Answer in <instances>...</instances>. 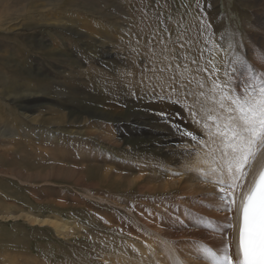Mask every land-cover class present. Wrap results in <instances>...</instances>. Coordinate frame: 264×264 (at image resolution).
Masks as SVG:
<instances>
[{"label":"rangeland","instance_id":"obj_1","mask_svg":"<svg viewBox=\"0 0 264 264\" xmlns=\"http://www.w3.org/2000/svg\"><path fill=\"white\" fill-rule=\"evenodd\" d=\"M62 1L0 0L15 27L7 36L0 31V170L23 180L0 176V214H15L0 220V259L6 257L0 264H108L104 256L132 250L130 234L115 228L133 230V216L92 200L86 190L126 200L128 207L137 202L135 185L126 191L113 184L108 191L105 179L117 171L136 174L141 165L162 167L171 157L170 129L148 119L153 102L161 100L154 93H167L154 87L174 67L179 89L185 73L190 93L211 95V78L203 71L212 52L210 34L239 45L244 22L252 19L241 0ZM57 2V12L79 14L73 29L40 24L36 10ZM28 10L39 18L23 25L36 28L18 25ZM184 50L191 60L180 56ZM187 102L192 105L193 97ZM35 115L41 121L35 123ZM94 125L115 141L91 133ZM100 212L111 217L109 225H102ZM25 214L59 216L76 222L75 229L63 236Z\"/></svg>","mask_w":264,"mask_h":264},{"label":"snow or ice","instance_id":"obj_2","mask_svg":"<svg viewBox=\"0 0 264 264\" xmlns=\"http://www.w3.org/2000/svg\"><path fill=\"white\" fill-rule=\"evenodd\" d=\"M214 48L203 70L211 78V95L186 92L193 97V104L184 107L199 131L170 123L198 146L188 150L200 157L199 166L192 170L216 189L192 197V201L224 213L223 220H218L187 210L194 217L192 226L211 233L215 241L190 239L186 242L188 252L206 264H264V47L248 46L243 40L236 45L229 40L226 46L215 43ZM199 87L203 89V83ZM158 115L169 122L167 112ZM178 222L187 226L183 220ZM163 243L169 264H184L175 247L178 242Z\"/></svg>","mask_w":264,"mask_h":264},{"label":"bare ground","instance_id":"obj_3","mask_svg":"<svg viewBox=\"0 0 264 264\" xmlns=\"http://www.w3.org/2000/svg\"><path fill=\"white\" fill-rule=\"evenodd\" d=\"M241 1L240 3H244L243 5L250 7L251 13H249V16H251L252 18L250 21L244 22L245 32L241 35L243 43L248 46L264 47V0H243L244 2ZM62 3H64L62 5L64 6L66 5L65 4L66 2H64V0L62 1ZM2 5L3 4H1V6ZM4 5L2 7L0 6V31L4 33L5 36H7L8 33H10V31L13 32V29L15 27L11 25L12 22L11 19L7 21L9 19V13H7L6 10L4 9ZM59 5H60L59 2H57V4L56 3L51 4V8H49L48 10H36L37 13H40L41 20H44L41 21L40 24L51 25L55 27H63L64 29H67L66 28L67 25L69 27L68 30L73 29L71 24L75 22L76 18L80 17L78 16L79 14H76L75 16H73V14L69 15L71 13L61 14V11L60 12L56 11L57 9H59ZM30 13H31L30 10H28L22 18L23 21H20L19 24L17 23L23 29L34 28V27L36 28V26H39V25H23L26 22L28 23L31 22L32 18L33 19L39 18L38 15L35 14L31 15ZM12 20L14 21V19ZM66 22H68V24H63ZM86 24L88 25L87 22ZM14 25H16V23H14ZM86 27L88 29V26ZM81 29H83V27ZM226 36H223V40H221L222 36L220 37L219 34L217 33L210 34L212 52L209 55V60L212 58V55L215 52V48H214L215 43L217 42L224 43L226 46L229 40L233 42L232 38ZM100 42L103 43L102 41ZM190 55L191 53L189 51L184 50V52L180 56L185 57L186 60H191ZM178 59L179 58H177V60L175 61L177 62ZM175 65H177V63ZM187 67L188 66L186 64V67L182 68V70L183 71H185V69L189 70ZM173 68H169V69L173 70ZM170 71H169L170 74H168L169 77H166V80L164 82L159 83L154 87L155 89L158 87H160L161 89L162 87L164 88V90H167L166 91L167 93H165L164 95L165 97L166 96L167 97L164 100L154 101L152 113L148 115V119L151 121L154 127L157 125H163V126H167L171 131V133H169L170 139H168V141L173 145V147L170 148L171 157L169 158V160L168 161L166 160L164 166L162 167L159 166L146 167L145 165H141L138 167L136 174L134 173L130 174L129 172L128 174L125 172H124L125 174H123L121 172L122 174L119 175L117 171V174L119 176L116 174L115 177H108L105 179V181L107 182L105 183L107 184L106 190L108 191L109 189L112 188L113 184L120 185V187L124 188L125 190L128 187L135 185V188L137 189L136 190L137 202H134L131 205V207H128L126 205V200L124 202H121L118 199H114L112 196H106L100 194L97 195L92 191L91 189L92 187L90 188L88 186L89 188L88 190H86L88 197H90L92 200L95 199L100 203L111 204L112 206L119 207L121 209L124 208L136 220L135 225L132 226L133 230L124 228L120 224H118L117 227L115 228L121 233L126 232L127 234L128 233L130 234V237L132 238L131 241L133 242V243L131 242V244L133 245L132 246L133 249L131 250L124 248L125 250L122 251V253H120L116 258H113L112 254L111 257L110 256L108 257V255L107 257L104 256L108 264H169V261L165 255V245L163 243L165 241L178 242L175 245V247L180 250L178 255L179 258L184 261V264H206L205 260L193 259L191 255H189L188 252L189 245L186 242L190 239L206 240L209 241V243H215V241L212 240L211 233H206L203 230L197 229L192 226V223L190 222L194 220V217L188 214L187 210H191L192 212H196V213H201L203 216L213 217L218 220H223L224 218V213L208 210L207 208L201 207L199 204L194 203L191 199L192 197H200L203 193L213 192L216 189L212 184L205 183L204 181L199 179L198 174L192 170L194 167L199 166L198 161L200 157L197 156L196 152H189L188 150L198 146L190 139L182 137L180 133L176 131L175 128L170 126V123H175L180 128H187L188 130L199 131L196 124L192 122V117L189 115L188 110L184 108L182 104H180V102L181 103L187 102L188 96H186V92L189 91L188 89H186L188 81L186 80L185 76L189 78V75H186L185 73L181 75L180 82L178 84H181L182 88L179 89L176 86V83L178 81V80L175 81L176 74L174 70L173 73H171ZM191 89L192 88H190V90ZM209 89H211V87H209ZM154 94L157 97L161 96L160 93H157V91ZM205 94L210 95L208 92ZM168 97H170L171 99H168ZM170 100L179 101V103H173L171 105V103L169 102ZM187 105L190 104L187 102ZM199 108L200 106L197 105L196 111L198 112V114H199ZM162 110L168 113L169 122H164L160 119L158 113H160ZM38 116L39 115H35V117L32 118L35 123L41 121L38 118ZM42 116L44 117L45 115L43 114ZM51 116L49 115V117ZM50 123L52 124V121L48 120L47 124L49 125ZM141 123H139L140 127L143 126V124L141 125ZM143 123L147 124L145 123V121ZM88 129L91 133H94L99 138L105 141L114 140L113 134L110 131L104 130L102 126L99 127L94 125L88 127ZM1 133H3L4 135L7 134L4 130L1 131ZM34 133L36 135L37 134L39 135L41 133V130H38ZM132 172L133 171H131V173ZM174 173H179V175H174ZM0 176L4 180L10 177L23 181L22 176H19V174L16 173L15 171L0 170ZM210 202L216 203V201H210ZM4 212L5 210L0 214L1 221H7L8 218L15 217V214H11L9 211L7 212V214ZM101 213L102 212H100V214ZM105 215L106 213L103 212V214H101L99 217L102 225L103 224L107 225L108 220L111 218V217L106 218V216L108 215L106 216ZM25 217L31 223L49 225L51 226V228H53V230L57 234L63 236L64 234L72 233L73 230L75 229L74 226L76 224V222L70 221L65 218H61L59 216L40 217L38 215L25 214ZM179 220H183L185 222V225L187 226H181L180 223L178 222ZM232 223H236V221H232ZM222 226L223 225H221V227ZM225 235L227 236L228 234L226 233ZM232 251H235V245L232 246ZM5 258L2 257V259L0 260H4Z\"/></svg>","mask_w":264,"mask_h":264}]
</instances>
